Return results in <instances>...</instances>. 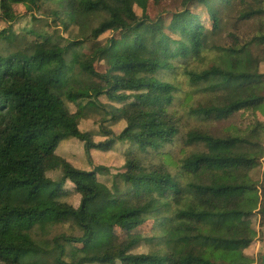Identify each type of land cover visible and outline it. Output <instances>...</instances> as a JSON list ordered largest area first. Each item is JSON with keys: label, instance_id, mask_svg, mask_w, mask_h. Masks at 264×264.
Here are the masks:
<instances>
[{"label": "trees", "instance_id": "1", "mask_svg": "<svg viewBox=\"0 0 264 264\" xmlns=\"http://www.w3.org/2000/svg\"><path fill=\"white\" fill-rule=\"evenodd\" d=\"M44 1L0 0V264H255L264 121L218 133L209 123L264 107V0H179L156 19L149 5L162 0H49L55 25L78 32L17 33L13 6ZM100 108L96 141L80 124ZM75 139L89 157L130 146L111 184L98 175L108 166L57 152ZM61 224L71 231L49 238ZM143 242L151 250L135 252Z\"/></svg>", "mask_w": 264, "mask_h": 264}, {"label": "rangeland", "instance_id": "2", "mask_svg": "<svg viewBox=\"0 0 264 264\" xmlns=\"http://www.w3.org/2000/svg\"><path fill=\"white\" fill-rule=\"evenodd\" d=\"M178 1L179 0H162L159 4L150 3L149 5V14L152 19H156L161 14H166L169 11L175 10L178 7ZM56 8V3L52 1H44V6L41 10H33L26 12V6L24 4H18L14 5L11 9L10 15L12 17H15L19 15L20 17L13 23V29L22 35V33L26 32L27 28H34L35 30L39 31L41 34H46L47 32L56 31L55 34H61L63 37L67 38L73 34V32L77 33L76 27H71L70 29H65L63 25L59 24L55 25L54 20H56L55 15H53V10ZM135 10L138 14H141V9L135 6ZM0 15H1V6H0ZM59 20V19H58ZM7 26V22L2 20L0 18V31ZM112 35L111 31H107L106 33L102 34L99 37V40L102 42L106 41V38L110 37ZM32 36L28 34V38L30 39ZM221 43H224L223 40H221ZM2 45L0 44V49ZM216 56L214 52L208 53L207 56V62H211L212 59ZM260 71L264 73V61L260 65ZM165 77L179 81L183 88L188 90V82L185 77L179 76L177 79L170 78L171 76L168 74L164 75ZM200 97L199 95L196 96V100H198ZM99 100L105 104H114L112 102H109V100L106 98L105 95L99 97ZM117 106H120L119 104H116ZM77 109V105L70 104V110L75 111ZM109 109V108H108ZM183 112V111H181ZM106 116L105 110L100 108L94 115H92L89 118H85L81 121L80 127L83 130H88L93 132L94 138L96 141L103 140L104 137L98 134V131L100 129L99 127V121L100 119ZM255 119H261L264 121V107L261 110L260 108L256 107H247L237 110L230 118V120L227 123H218L213 122L209 123L210 130L213 132L218 133L221 129L224 127H227L229 123H232L235 126L239 127H245L249 122L255 120ZM106 124L114 129L116 132H119L125 125L124 121H120L118 123H113L112 121L106 122ZM64 141L60 147L58 148L57 152L64 156L68 157L70 160H72L75 165L81 166V167H87V165H99L104 164L109 167L110 171L109 173H99L100 180L104 182H108L111 184V178L113 174L120 172L124 166L125 158H126V152L129 149V145L124 142H117L114 144L112 149L108 151H103L100 149H93L91 151V157H89L84 152V144L80 142L79 140L75 139ZM79 142V143H78ZM81 144V145H80ZM175 152L177 156H180V146L176 147ZM84 151V152H83ZM159 157H156L155 161H157ZM54 177V173H51ZM254 176L255 178L260 181L264 178V154L261 159V163L259 166L254 170ZM67 187L72 186L69 183H66L65 185ZM73 188V187H71ZM68 193L65 194L64 200L68 201L69 203L73 205H78L80 200V195H78L74 189H68ZM251 220L254 222V225L257 226V228L261 231V237L258 241L254 242L249 250V254L255 258V264H264V211L254 215ZM152 224H150L147 228L151 227ZM71 231V227L67 224H61L56 225L52 227V229L48 233V237L52 238L54 235L62 232L69 233ZM150 232L148 230L141 231L138 233V236H144L148 235ZM135 234H131L129 236H134ZM127 237V236H126ZM125 238V237H122ZM151 247L150 244L147 242H143L142 244L138 245L135 249V252H146L150 251Z\"/></svg>", "mask_w": 264, "mask_h": 264}]
</instances>
